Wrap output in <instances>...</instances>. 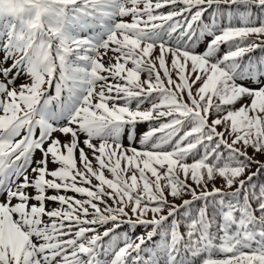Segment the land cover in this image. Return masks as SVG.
<instances>
[{
    "label": "snow or ice",
    "instance_id": "6c2138e0",
    "mask_svg": "<svg viewBox=\"0 0 264 264\" xmlns=\"http://www.w3.org/2000/svg\"><path fill=\"white\" fill-rule=\"evenodd\" d=\"M0 264H264V0H0Z\"/></svg>",
    "mask_w": 264,
    "mask_h": 264
},
{
    "label": "rangeland",
    "instance_id": "374dc122",
    "mask_svg": "<svg viewBox=\"0 0 264 264\" xmlns=\"http://www.w3.org/2000/svg\"><path fill=\"white\" fill-rule=\"evenodd\" d=\"M110 55V54H109ZM105 63H107V60L105 59Z\"/></svg>",
    "mask_w": 264,
    "mask_h": 264
},
{
    "label": "trees",
    "instance_id": "16d2710c",
    "mask_svg": "<svg viewBox=\"0 0 264 264\" xmlns=\"http://www.w3.org/2000/svg\"><path fill=\"white\" fill-rule=\"evenodd\" d=\"M111 55V53H109Z\"/></svg>",
    "mask_w": 264,
    "mask_h": 264
}]
</instances>
